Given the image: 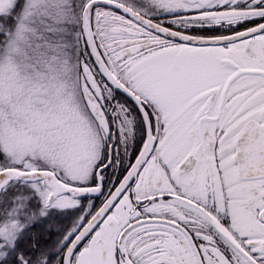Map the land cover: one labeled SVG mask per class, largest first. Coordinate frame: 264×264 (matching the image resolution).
Here are the masks:
<instances>
[{"label": "snow or ice", "instance_id": "1", "mask_svg": "<svg viewBox=\"0 0 264 264\" xmlns=\"http://www.w3.org/2000/svg\"><path fill=\"white\" fill-rule=\"evenodd\" d=\"M0 264H264V0H0Z\"/></svg>", "mask_w": 264, "mask_h": 264}]
</instances>
